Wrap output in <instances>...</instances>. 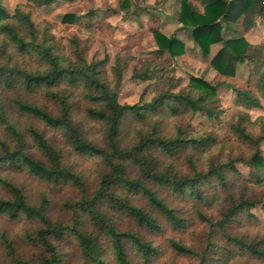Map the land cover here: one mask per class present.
<instances>
[{"label": "trees", "instance_id": "trees-1", "mask_svg": "<svg viewBox=\"0 0 264 264\" xmlns=\"http://www.w3.org/2000/svg\"><path fill=\"white\" fill-rule=\"evenodd\" d=\"M0 0V219L28 220L39 228L26 234L38 250L36 260L17 255L14 242L2 236L10 264H264V228L253 210L261 203L264 176L255 184L244 180L237 164L264 170V117L253 120L241 112L232 126L235 138L217 141L181 121L191 110L213 116L209 109L221 88L233 90L247 110L262 109L260 95L225 82L191 77L180 88L179 78L156 82V96L144 105H122L120 88L135 57V37L115 58L113 80L110 57L89 62V43L77 36L69 46L53 35V26H37L25 3L36 8L58 0H21L13 13ZM73 3L77 0H63ZM130 0H119L127 8ZM181 0L176 20L190 29L202 56L220 75L235 77L238 66L264 67V45L253 46L234 25L250 30L264 18V0ZM202 1V0H201ZM98 12L85 15L91 19ZM77 19L68 14L64 23ZM90 24V21H89ZM159 59L186 55V43L155 30ZM254 61V62H253ZM155 62L133 72L138 82L153 80ZM180 88L177 92L175 89ZM154 123L146 129L148 120ZM155 119V120H154ZM165 120L176 121L173 137L161 131ZM103 127V143L92 137ZM135 140L129 142L128 135ZM59 143L56 146V143ZM68 154L84 164L99 162L103 174L89 193L84 174L65 165ZM136 174H134L135 172ZM5 175V176H4ZM25 175L56 187L80 191L69 207V223L53 221L51 200L43 195L30 202L23 185L11 176ZM160 192L182 204L173 208Z\"/></svg>", "mask_w": 264, "mask_h": 264}, {"label": "rangeland", "instance_id": "rangeland-1", "mask_svg": "<svg viewBox=\"0 0 264 264\" xmlns=\"http://www.w3.org/2000/svg\"><path fill=\"white\" fill-rule=\"evenodd\" d=\"M20 3L23 2L21 0H5L4 6L13 13ZM25 4L27 6L26 11L37 26L44 22L53 26L52 32L58 41H63L69 46L68 40L77 36L81 41L88 42L89 50L86 58L89 62L103 59L108 55L110 57L108 75L111 81L113 80L114 58L118 50L128 43L129 37H135L136 42L132 47L135 61L129 64L119 92V102L122 105L150 103L156 96V82L167 77L181 79L180 88L186 87L191 77L196 76L206 78L214 83L232 84L239 90H250L261 98L258 79L264 71V67L255 63L245 64L238 66L235 77L218 74L211 66V58L220 49V46H215L210 58L206 59L193 41L190 30H186L184 27L178 28L179 22L175 15L181 9V0H130L127 8L121 7L119 0H77L73 3L58 0L57 4L41 9ZM198 4L204 8L206 3L199 1ZM91 11L98 12L97 17L86 18L85 15ZM68 14L74 15L77 20L72 23H64L63 19ZM261 19V25H255L249 32H244L246 39L255 47L264 45V18ZM242 29L244 30V28ZM155 30L165 32L167 35L182 36L189 44L185 42L186 55L176 59L170 57L159 59L154 53L157 50L153 36ZM150 61L155 62L158 68L153 80L147 82L133 81L131 79L133 72L140 69L144 62ZM180 88L175 89V92ZM261 101L262 109L247 110L246 107L239 105L237 95L233 90L221 88L215 102L208 106L214 112L213 116L209 117L200 112L194 113L189 110L181 123L184 130H188V126H190L200 135L207 134L217 141L225 142L235 138L232 126L236 124L239 113L248 111L253 120L264 117V98H261ZM153 123L154 121L150 119L140 127L146 126L148 129ZM177 127L176 121L165 120L161 131L165 137H173ZM103 129V127H99L92 131V138L96 139L97 142L103 143ZM127 140L133 142L135 135H128ZM58 144L57 142L56 146ZM262 151L264 157V143L262 144ZM64 163L73 170L84 174V181L89 193L97 189L103 174L99 162L91 161L86 165L77 156L68 154ZM236 166L244 180L250 185L255 184L259 176H264V170L260 171L243 164ZM11 178L15 183L24 186L32 203H37L43 195H47L52 203L50 215L53 221L62 223L71 221L73 212L69 206L78 201L81 196L77 188L56 187L52 184L35 181L25 175H12ZM0 195L7 196V193L0 190ZM160 195L173 208L182 207V204L175 197L164 192H160ZM261 200L262 203L252 212L260 222L261 227L264 228V191L261 193ZM37 228H39L37 222L24 220L19 223H10L0 219V264H10L11 262L2 242L3 235L13 240L17 255L20 258L36 260L39 254L38 250L31 245L26 234H33ZM78 258H74L73 264H79Z\"/></svg>", "mask_w": 264, "mask_h": 264}, {"label": "crops", "instance_id": "crops-1", "mask_svg": "<svg viewBox=\"0 0 264 264\" xmlns=\"http://www.w3.org/2000/svg\"><path fill=\"white\" fill-rule=\"evenodd\" d=\"M199 2V1H198ZM200 2H201V0H200ZM202 2H203V0H202ZM205 3V2H204ZM199 5V4H198ZM199 7H201L200 5H199ZM205 7V6H204ZM202 8V7H201ZM261 18H263V17H261V16H258L257 18H256V22H254V26L255 25H257V26H259V25H261V22H262V19ZM253 26V27H254ZM183 26L179 23V26H178V28H182ZM252 27V28H253ZM251 28V29H252ZM233 29H234V31L236 32V33H233V35H239V36H242V35H244V32H243V30H242V27L241 26H237V25H234L233 26ZM250 29V30H251ZM187 30V29H186ZM190 30V29H189ZM188 30V31H189ZM250 30H248V31H246V32H249ZM189 32H191V31H189ZM165 33V32H164ZM166 35H167V33H165ZM167 36H174V35H167ZM191 36H192V34H191ZM177 38H179V39H181V40H184V42H186L187 44H188V41H186L184 38H182V36H176ZM189 45V44H188ZM199 49V48H198Z\"/></svg>", "mask_w": 264, "mask_h": 264}]
</instances>
